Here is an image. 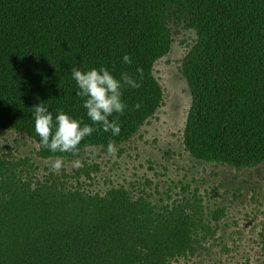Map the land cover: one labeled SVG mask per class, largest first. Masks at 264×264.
Segmentation results:
<instances>
[{
	"label": "trees",
	"instance_id": "trees-1",
	"mask_svg": "<svg viewBox=\"0 0 264 264\" xmlns=\"http://www.w3.org/2000/svg\"><path fill=\"white\" fill-rule=\"evenodd\" d=\"M179 26L196 35L180 67L192 94L186 150L234 169L261 165L264 0H0V131L35 140L43 158H74L40 147L32 108L45 102L90 123L71 69L105 66L140 86L124 89L119 135L94 132L79 154L128 142L164 102L155 65ZM26 163L0 157V264H170L196 253L200 233L211 231L190 200L124 186L92 192L69 175L32 176Z\"/></svg>",
	"mask_w": 264,
	"mask_h": 264
},
{
	"label": "rangeland",
	"instance_id": "rangeland-1",
	"mask_svg": "<svg viewBox=\"0 0 264 264\" xmlns=\"http://www.w3.org/2000/svg\"><path fill=\"white\" fill-rule=\"evenodd\" d=\"M195 38L184 26L174 28L172 50L155 65L164 91L161 108L111 153L100 146L87 148L72 159H62V168L53 171L55 158L41 157L35 140L8 130L0 131V157L27 160L25 170L35 177L69 175L65 179L74 186L92 192L124 186L136 195L169 203L187 199L193 209L202 207L211 227L199 235L202 248L173 258L170 264H264V163L234 169L198 161L184 145L192 94L180 67ZM76 159L82 167L73 166Z\"/></svg>",
	"mask_w": 264,
	"mask_h": 264
},
{
	"label": "clouds",
	"instance_id": "clouds-1",
	"mask_svg": "<svg viewBox=\"0 0 264 264\" xmlns=\"http://www.w3.org/2000/svg\"><path fill=\"white\" fill-rule=\"evenodd\" d=\"M122 60L125 64L132 63L129 55H124ZM71 77L79 89L76 95L83 100L82 107L86 110L90 123L63 109L50 111L45 102L33 106L32 117L41 148L53 154H71L76 157L79 155L81 142L94 132L103 131L111 133L112 136L119 135L120 123L114 116L122 115L127 108L123 100L124 89L138 88L140 84L133 75L122 72L117 76L105 66L87 70L72 67ZM135 107L139 108V105ZM113 149L114 145L109 140L107 150L111 153ZM88 163L91 165V160ZM62 165V157H58L51 168L53 171H59ZM73 166L80 168L82 163L76 159Z\"/></svg>",
	"mask_w": 264,
	"mask_h": 264
}]
</instances>
